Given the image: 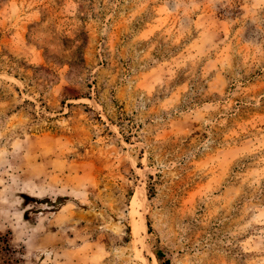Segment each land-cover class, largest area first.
<instances>
[{"label":"rangeland","instance_id":"rangeland-1","mask_svg":"<svg viewBox=\"0 0 264 264\" xmlns=\"http://www.w3.org/2000/svg\"><path fill=\"white\" fill-rule=\"evenodd\" d=\"M264 264V0H0V264Z\"/></svg>","mask_w":264,"mask_h":264},{"label":"trees","instance_id":"trees-1","mask_svg":"<svg viewBox=\"0 0 264 264\" xmlns=\"http://www.w3.org/2000/svg\"><path fill=\"white\" fill-rule=\"evenodd\" d=\"M154 255L158 259L159 264H169L168 259L161 260L163 256H162V253L160 252V250H154Z\"/></svg>","mask_w":264,"mask_h":264}]
</instances>
